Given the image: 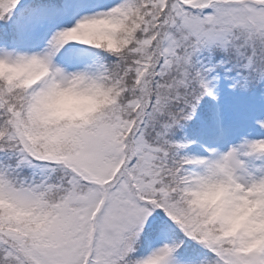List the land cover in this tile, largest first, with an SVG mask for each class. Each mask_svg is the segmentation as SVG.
Returning a JSON list of instances; mask_svg holds the SVG:
<instances>
[{
	"label": "snow or ice",
	"instance_id": "snow-or-ice-1",
	"mask_svg": "<svg viewBox=\"0 0 264 264\" xmlns=\"http://www.w3.org/2000/svg\"><path fill=\"white\" fill-rule=\"evenodd\" d=\"M0 264H264V0H0Z\"/></svg>",
	"mask_w": 264,
	"mask_h": 264
}]
</instances>
